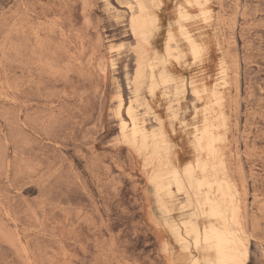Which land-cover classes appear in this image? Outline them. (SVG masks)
Masks as SVG:
<instances>
[{"label":"rangeland","instance_id":"374dc122","mask_svg":"<svg viewBox=\"0 0 264 264\" xmlns=\"http://www.w3.org/2000/svg\"><path fill=\"white\" fill-rule=\"evenodd\" d=\"M0 264H264V0H0Z\"/></svg>","mask_w":264,"mask_h":264},{"label":"bare ground","instance_id":"6f19581e","mask_svg":"<svg viewBox=\"0 0 264 264\" xmlns=\"http://www.w3.org/2000/svg\"><path fill=\"white\" fill-rule=\"evenodd\" d=\"M200 2V0H199ZM128 4V8L130 9V12L133 11L134 8V3L132 1L127 2ZM110 63L113 65V59L110 58ZM220 83H218L215 86V90L219 92V86L224 88V82H223V77H221L220 79ZM218 80V81H219ZM133 100V99H132ZM118 117H119V123H120V132L125 136L128 137V130H131V136L137 137L140 129L139 126L141 124V121L139 120V117L135 111V107L133 106V102L131 101L126 107L124 106V99L122 94L119 95V105H118ZM123 106L125 108V113L126 116H124L123 114ZM141 115V114H140ZM142 117V116H140ZM141 119V118H140ZM145 123V122H144ZM141 128V127H140ZM128 134V136H127ZM130 137V136H129ZM135 141V139H134ZM138 142V141H136ZM133 143V141H132ZM161 151V150H160ZM164 195L168 198L171 199L174 196V192L170 187H167L164 190ZM170 200H168L167 202H169ZM238 246H241L242 248L245 249V255L248 256V248L244 242V240L242 239L241 241L238 242Z\"/></svg>","mask_w":264,"mask_h":264}]
</instances>
